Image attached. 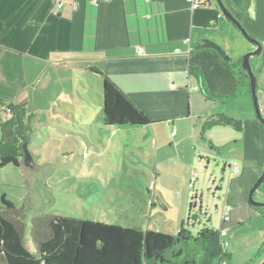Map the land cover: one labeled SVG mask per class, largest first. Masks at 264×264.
<instances>
[{
    "label": "crops",
    "instance_id": "1",
    "mask_svg": "<svg viewBox=\"0 0 264 264\" xmlns=\"http://www.w3.org/2000/svg\"><path fill=\"white\" fill-rule=\"evenodd\" d=\"M202 2L192 11L187 0H0V100L29 102L30 93L34 98L52 73L59 78L71 72L81 82L86 75L102 81L106 76L150 123L105 128L101 109L100 130L145 128L140 132L156 166L160 143L178 145L183 137L212 156L221 158L227 152L238 163L236 174L230 172L231 161L223 163L220 178L224 206L231 207L225 228H234L260 216L249 204L248 193L264 170V125L256 116L250 89L230 101L211 100L200 91L192 69L199 70L214 96L230 97L240 87L230 66L240 65L255 46L216 0ZM221 2L261 45L260 55L250 63L264 118V0ZM140 47L143 53L138 55ZM217 114L240 120L241 130L215 126L202 133V123ZM22 149L20 165L27 148ZM29 156L24 161L28 167ZM257 191L264 196V182Z\"/></svg>",
    "mask_w": 264,
    "mask_h": 264
},
{
    "label": "rangeland",
    "instance_id": "2",
    "mask_svg": "<svg viewBox=\"0 0 264 264\" xmlns=\"http://www.w3.org/2000/svg\"><path fill=\"white\" fill-rule=\"evenodd\" d=\"M50 76L34 98L30 93L29 102L10 103L20 109L24 129L18 132L26 136L32 165L21 159L19 166L0 167V204L4 196L21 212L27 247L32 219L40 214L168 233H176L190 215L196 216L188 221L192 233L203 226L221 229V170L223 163L233 161L227 152L212 156L188 137L174 146L164 140L156 166L140 132L145 128L100 130L98 76L86 75L82 82L71 72ZM4 115L8 112L0 106V125ZM253 199L264 202L258 191ZM257 211L259 217L226 228L230 264L264 261V211Z\"/></svg>",
    "mask_w": 264,
    "mask_h": 264
},
{
    "label": "trees",
    "instance_id": "3",
    "mask_svg": "<svg viewBox=\"0 0 264 264\" xmlns=\"http://www.w3.org/2000/svg\"><path fill=\"white\" fill-rule=\"evenodd\" d=\"M240 83L237 92L226 98L214 96L206 87L197 68L192 75L207 98L230 101L249 89V78L240 65L230 66ZM0 106L10 114L1 118L0 167L19 166L24 132L19 133L21 112L10 103ZM102 125L111 127H142L150 123L146 115L112 80L103 76ZM215 126L241 130V121L212 115L202 123V133ZM26 133V132H25ZM25 158L30 160L28 151ZM193 188V184L191 186ZM195 194L191 197L189 211ZM264 211V207H256ZM176 233L152 229L123 227L100 221L82 220L61 215L40 214L32 219L30 247L24 241L25 226L21 212L4 196L0 204V264H230L231 254L223 247L219 230L203 226L197 233L189 229V219ZM196 216L191 218L194 220Z\"/></svg>",
    "mask_w": 264,
    "mask_h": 264
},
{
    "label": "water",
    "instance_id": "4",
    "mask_svg": "<svg viewBox=\"0 0 264 264\" xmlns=\"http://www.w3.org/2000/svg\"><path fill=\"white\" fill-rule=\"evenodd\" d=\"M217 5L221 9L222 13L227 17L230 21H232L242 32L244 37L252 43L255 46V49L253 51H250L246 54H244L241 57V68L242 71L248 76L249 78V89L253 100L254 110L256 113V116L258 120L264 125V118L261 116L258 106V98H257V83H256V76L252 70L250 59L252 57L259 56L261 53V45L258 41L250 37L245 30L240 26L237 20L234 19V17L231 15V13L224 7L221 0H216ZM264 182V170L261 176L252 184L251 188L249 189L248 193V202L252 207H264V202H257L253 199L254 193L257 191V189L260 187V185ZM260 264H264V261H262Z\"/></svg>",
    "mask_w": 264,
    "mask_h": 264
},
{
    "label": "built area",
    "instance_id": "5",
    "mask_svg": "<svg viewBox=\"0 0 264 264\" xmlns=\"http://www.w3.org/2000/svg\"><path fill=\"white\" fill-rule=\"evenodd\" d=\"M187 3L189 5V8L193 11L197 8H199L200 6H202L203 2L202 0H187ZM62 4L59 3V6H61ZM143 53L142 48H138L137 49V54L141 55ZM7 117H10V114L7 115ZM230 172L233 174H236L239 172V166L237 162L232 161L230 164ZM192 186V184H191ZM230 211H231V207L229 205H225L224 206V210H223V215H222V226L221 229L219 230L220 233V237H221V243L223 245V247L225 248V246H227V242L224 240V237H226V228H225V224L227 223V221L229 220V215H230Z\"/></svg>",
    "mask_w": 264,
    "mask_h": 264
},
{
    "label": "flooded vegetation",
    "instance_id": "6",
    "mask_svg": "<svg viewBox=\"0 0 264 264\" xmlns=\"http://www.w3.org/2000/svg\"><path fill=\"white\" fill-rule=\"evenodd\" d=\"M23 159H24V161H28V159L27 158H25V155H23ZM217 180V179H216ZM220 183H222V180H220ZM223 184V183H222ZM220 187L222 188V186L220 185Z\"/></svg>",
    "mask_w": 264,
    "mask_h": 264
}]
</instances>
